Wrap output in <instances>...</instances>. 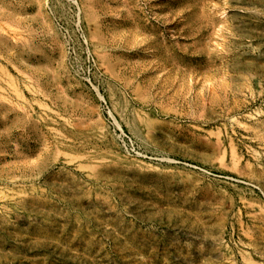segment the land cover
<instances>
[{
  "label": "rangeland",
  "instance_id": "obj_1",
  "mask_svg": "<svg viewBox=\"0 0 264 264\" xmlns=\"http://www.w3.org/2000/svg\"><path fill=\"white\" fill-rule=\"evenodd\" d=\"M0 264H264V0H0Z\"/></svg>",
  "mask_w": 264,
  "mask_h": 264
},
{
  "label": "bare ground",
  "instance_id": "obj_2",
  "mask_svg": "<svg viewBox=\"0 0 264 264\" xmlns=\"http://www.w3.org/2000/svg\"><path fill=\"white\" fill-rule=\"evenodd\" d=\"M172 215V214H171Z\"/></svg>",
  "mask_w": 264,
  "mask_h": 264
}]
</instances>
